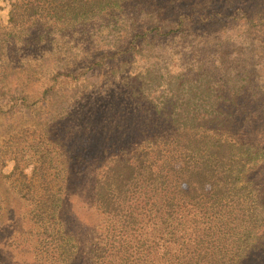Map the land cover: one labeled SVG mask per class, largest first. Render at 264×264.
Wrapping results in <instances>:
<instances>
[{
	"label": "trees",
	"instance_id": "16d2710c",
	"mask_svg": "<svg viewBox=\"0 0 264 264\" xmlns=\"http://www.w3.org/2000/svg\"><path fill=\"white\" fill-rule=\"evenodd\" d=\"M130 1L8 0L4 17L17 28L38 22L74 26L123 13ZM214 23L262 27L264 11L251 16L242 7L230 15L193 10L180 15L176 28L136 32L125 49L111 50L91 66L112 67L105 80L110 91L85 106L78 99L70 106L59 122L65 123L60 146L46 135L49 122L21 130L33 137L27 145L37 155V181L27 179L19 159L12 162L14 174L20 172L19 195L31 205L34 252L44 259L41 264L82 262L68 231L70 220L62 216L64 188L56 190L50 179L59 170L58 156L64 163L58 175L65 174L66 186L73 160L85 157L77 166L84 181L87 171L96 169L92 193L102 223L87 264H246L257 250L264 257V207L247 176L264 160V150L249 138L248 126L238 123L251 111L244 104L251 86L243 76L239 86L237 78L215 76L221 63L210 58H200L196 72L188 67L174 73L156 69L169 68L165 56L147 53L158 41L183 37L187 27L189 33ZM88 76V71L60 72L47 95L65 84L77 86L76 96L86 89ZM3 108L0 103V112ZM122 130L132 138L125 154L116 151L120 141L108 144L113 132Z\"/></svg>",
	"mask_w": 264,
	"mask_h": 264
},
{
	"label": "rangeland",
	"instance_id": "374dc122",
	"mask_svg": "<svg viewBox=\"0 0 264 264\" xmlns=\"http://www.w3.org/2000/svg\"><path fill=\"white\" fill-rule=\"evenodd\" d=\"M7 6L8 0H0V103L4 107L0 112V264H41L44 259L34 252L31 205L19 195L20 172L14 174L12 162L19 159L27 179L37 181L34 177L37 155L27 145L33 137L21 130L49 122L50 126H44L48 129L46 135L54 141V147L60 146L64 139L60 126L65 123L59 122L69 113L70 106L77 99L81 107L85 106L89 101L96 100L98 94L110 91L105 80L110 76L109 69L112 67L91 69L94 62H100L105 54L125 49L136 32L157 26H162L163 30L176 28L184 12L200 10L209 15L212 10H218L230 15L242 7L254 16L264 11V0H131L123 13H112L97 22L74 26L38 22L36 26L20 28L9 25L4 17ZM187 28L183 37H172L170 41H158L156 45H151L152 51L147 52L148 55L165 56L163 59L169 64L168 69L159 65L156 69L173 70L174 73L189 69L196 72L200 58H210L215 63H221L215 66V76L237 78V86L241 84L238 77L243 76L245 83H249L248 87L251 86L249 98L244 103L246 107H251V111L238 123L248 126L249 138L264 150V25L242 27L236 23H214L203 28L194 27L189 33ZM109 33L114 36H108ZM153 61L157 64L163 62ZM82 71H88L89 76L86 78V89L82 87L78 95L72 93L77 90L76 85L65 84L54 87L52 96L47 95V87L53 84L58 73L77 75ZM73 83L78 84V81L73 80ZM96 84L100 85L94 88ZM229 86L226 83V87ZM113 133L108 144L120 141L116 151L122 154L130 151L129 141L132 138L129 139L131 135L128 131ZM54 152L59 155L56 149ZM84 159L71 162L73 176L68 186L63 182L65 174L58 175L64 167L60 156L56 159L59 170L55 169L50 176L56 190L64 188L62 216L70 220L68 231L81 251L80 264L83 261L87 264L102 223L94 208L92 193L96 169H89L84 181L80 168H77ZM247 176L254 182L264 207V160L254 166ZM195 184L199 188V183ZM201 209L198 207L197 211ZM258 253L259 250L253 252L246 264H264V257L262 254L258 256Z\"/></svg>",
	"mask_w": 264,
	"mask_h": 264
}]
</instances>
